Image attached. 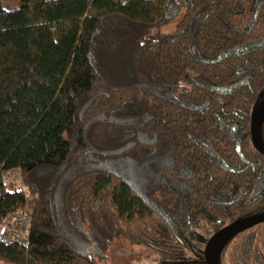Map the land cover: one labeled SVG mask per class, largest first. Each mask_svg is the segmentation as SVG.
<instances>
[{"label": "trees", "instance_id": "obj_1", "mask_svg": "<svg viewBox=\"0 0 264 264\" xmlns=\"http://www.w3.org/2000/svg\"><path fill=\"white\" fill-rule=\"evenodd\" d=\"M263 97L264 0H0V226L30 218L0 261L182 254L203 218L264 212ZM226 257L264 264V222Z\"/></svg>", "mask_w": 264, "mask_h": 264}, {"label": "rangeland", "instance_id": "obj_2", "mask_svg": "<svg viewBox=\"0 0 264 264\" xmlns=\"http://www.w3.org/2000/svg\"><path fill=\"white\" fill-rule=\"evenodd\" d=\"M123 2L127 0H122ZM5 8H17L19 0H2ZM20 173H12L7 177L8 181H21ZM28 215H22V218L16 221L7 220L8 236L26 237L25 226L30 225ZM217 221L213 218H203L200 227H191L185 230V251L182 254H175L152 246L133 244L126 239H118L111 250L104 258L94 255V260L99 264H207L205 260V248L209 238L217 231ZM11 225V226H9ZM4 238V237H3ZM0 264H8L0 261ZM224 264H230L228 257L224 259Z\"/></svg>", "mask_w": 264, "mask_h": 264}, {"label": "water", "instance_id": "obj_3", "mask_svg": "<svg viewBox=\"0 0 264 264\" xmlns=\"http://www.w3.org/2000/svg\"><path fill=\"white\" fill-rule=\"evenodd\" d=\"M264 124V97L256 105L251 119L252 142L255 148L264 154V140L262 127ZM264 222V212L250 217L241 218L225 225L216 231L208 240L205 248L207 264H220V254L226 244L238 233Z\"/></svg>", "mask_w": 264, "mask_h": 264}, {"label": "built area", "instance_id": "obj_4", "mask_svg": "<svg viewBox=\"0 0 264 264\" xmlns=\"http://www.w3.org/2000/svg\"><path fill=\"white\" fill-rule=\"evenodd\" d=\"M12 174V173H11ZM22 218V216H18V218H16V217H13V218H11L13 221H16L17 223H18V220H20ZM11 219H9V220H11ZM30 222V221H29ZM7 223V222H6ZM6 223H3L1 226H0V233H1V235L4 237V239L6 240V241H13V240H20V241H23V240H25V235H23V236H8V235H6L5 233L7 232V229H8V225H6ZM9 226H11V225H9ZM25 231H26V235H27V233H28V231H29V228H30V225H26L25 227Z\"/></svg>", "mask_w": 264, "mask_h": 264}, {"label": "flooded vegetation", "instance_id": "obj_5", "mask_svg": "<svg viewBox=\"0 0 264 264\" xmlns=\"http://www.w3.org/2000/svg\"><path fill=\"white\" fill-rule=\"evenodd\" d=\"M262 213H263V212H262ZM258 214H259V213H258ZM255 215H256V214H255ZM251 216H253V215H251ZM249 217H250V216H249ZM244 218H246V217H244ZM239 219H241V218H239ZM231 223H232V222H231ZM262 223H263V222H262ZM229 224H230V223H229ZM259 224H260V223H259ZM226 225H227V224H226ZM224 226H225V225H224ZM224 226H223V227H224ZM254 226H255V225H254ZM221 228H222V227H221ZM219 229H220V228H219ZM219 229H216V230L218 231ZM248 229H249V228H248ZM244 231H245V230H244ZM242 232H243V231H242ZM240 233H241V232H240ZM238 234H239V233H238ZM238 234H237V235H238ZM233 238H234V237H233ZM233 238H232V239H233ZM228 260H230L229 257H228ZM229 262H230V261H229ZM230 264H231V262H230Z\"/></svg>", "mask_w": 264, "mask_h": 264}]
</instances>
